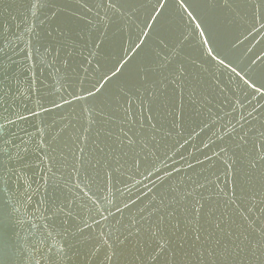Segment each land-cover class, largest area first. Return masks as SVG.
I'll return each mask as SVG.
<instances>
[{
  "label": "snow or ice",
  "instance_id": "1",
  "mask_svg": "<svg viewBox=\"0 0 264 264\" xmlns=\"http://www.w3.org/2000/svg\"><path fill=\"white\" fill-rule=\"evenodd\" d=\"M45 2L40 0V7ZM136 2L93 0L87 9L91 14L88 24L97 32L110 24L129 21L132 16L140 20L139 25L135 21L129 24L137 28L134 38L127 47L119 45L110 66L97 60L99 43L78 44L70 30L57 28L54 34L49 29L47 37L55 44V52L49 43L43 46L42 54L37 49L34 57L29 43L20 49L23 60L18 58L17 46L0 40V192L11 191L13 181H24L23 192L13 193L16 199L10 213L0 201V264H21L25 256L29 264H40L37 256L51 264H61L71 251V242L79 237L96 241L93 255L107 249L108 264L122 246L133 241L141 251L137 259L144 264L168 261L169 256L174 260L177 248L189 264H264V86L253 83L264 69V59L257 55L251 60L246 73L251 78H241L239 92L221 87L210 67L192 61L202 72L212 75L219 89L222 103L215 104V112L208 107L213 103L209 96L188 80L184 64L173 65L188 39L183 31L188 25L184 22L199 21L195 27L204 37L200 43L203 49L210 42L201 21L217 10L225 23L243 20L248 25L247 33L254 34V39H264V0H207L209 10L200 19L189 11L186 0H176L178 20L174 22L169 21L165 0H145L140 9L134 7ZM141 10L142 20L138 15ZM57 11H51L52 17ZM177 31L179 42L170 48L161 37ZM141 37H147V43ZM150 37H158L159 44L168 50V55L151 64L146 63L149 49L155 57L162 54L151 46ZM206 54L210 62L220 57L212 46ZM93 61L104 70L84 86ZM225 62L220 58L217 66L232 64ZM85 64L87 67H82ZM41 68L63 82L47 104L36 87ZM78 68L84 73L83 79ZM130 74L138 77L139 86H128ZM76 79L80 80L79 90L67 84ZM259 82L264 83V72ZM169 84L174 86L171 96L167 93ZM185 97L197 115L207 114L201 125L209 121L215 125L212 143L218 151L213 150L212 156L204 155L210 165L213 158L222 162L219 171L211 173L213 179L206 175L200 179L199 173L174 178V174L187 173L195 166L183 154V165L176 166L179 162L172 156H156L154 151L171 132L157 127L152 112L163 106L167 116H174L172 128H179ZM55 110H60L57 115L61 119L49 123L46 114ZM113 113H119L121 118ZM65 134L71 140V146L64 141L72 158L70 165L68 155L58 150ZM149 156L156 157L151 164L147 163ZM195 160L203 166L204 161L198 157ZM33 167L39 169L36 179L24 174ZM124 173L130 174L120 181L125 187H117L113 176ZM129 183L131 187H127ZM34 198L38 199L29 212ZM17 228L26 233L23 249L18 247Z\"/></svg>",
  "mask_w": 264,
  "mask_h": 264
},
{
  "label": "water",
  "instance_id": "2",
  "mask_svg": "<svg viewBox=\"0 0 264 264\" xmlns=\"http://www.w3.org/2000/svg\"><path fill=\"white\" fill-rule=\"evenodd\" d=\"M144 2L145 0H137L134 7L140 9L141 3ZM152 2H155V0H152ZM34 3L37 5L36 8H33ZM186 3L190 4L189 11H192L193 16L196 15L198 19H200L203 12L208 11L210 7L207 0H186ZM92 5L93 0H86V2L82 0L80 4L77 3V0H47L43 7H40V0H0V40H2L5 45L11 41L14 46H17L18 58L23 60L24 53L21 52L20 49L24 48L29 43L32 45L34 57L36 56L37 49L42 54L45 51L43 46L52 43L50 38L47 37L49 29H52L54 34L57 28L61 30H70L69 34L71 38L78 44H92L93 41L99 43L101 49L99 50L97 60H99L100 64L110 66L116 59L119 45L123 43V45L127 47L131 39L134 38V33L137 31V28L129 27V24L131 21H135V24L139 25L140 20H136L135 16H132L129 21L110 24L107 28L97 32L92 25L88 24V20L91 19V14L87 13V9L92 7ZM146 6H150V4ZM49 7L52 9H49ZM165 7L170 10L169 21H177L178 10L176 0H165ZM56 10H59L57 11V15L52 17L51 11ZM94 10L95 9H93V11ZM73 13H75V15H73ZM138 15L142 20L144 17L143 11H139ZM201 22V27H205V36L208 37L210 44L205 45L203 49L200 46L204 37L199 35L200 29L195 27L196 24L199 23L198 20L191 19L190 21H185L184 23L188 26L183 27V31L184 34L188 36V39L183 42L181 57H177L173 65L176 62L184 64L188 80L196 84L200 91L209 96L213 103L209 104L208 107L213 108L215 112L218 111L215 108V104L222 103L218 96L219 89L213 83L212 75L202 72L192 61L196 60L197 63H204L206 64L205 67H210L211 73L214 74L216 82L220 83L221 87H224L226 90L229 89V91L239 92L240 89L237 88V84H242L241 78H251L246 75L251 67L249 64L251 60L257 55L264 59V39L260 36H256L254 39V34L247 33L246 29L248 25L243 20L234 19L230 23H225L219 10H217L215 14L210 15L208 20H202ZM121 28L123 31L120 30ZM146 31H149V35H151L150 30ZM161 38L165 39V42L170 48L174 47L175 44L179 42V31L165 33ZM141 39H144L147 43V37H141ZM149 41L152 47L159 48L162 55L159 58L155 57L154 53L149 49L146 52V63H155L157 59H162L163 56L168 55V50L159 44L158 37H154L153 40L150 37ZM211 46L214 51H216V54L220 55L217 61L214 62H210V58L206 54V49ZM52 50L54 53V43H52ZM214 54L215 53H213V55ZM184 57L187 59H183ZM220 58L225 59V63L228 62L232 64L227 67L223 65L218 67L217 65ZM41 59H43L42 55ZM77 59L81 58L78 57ZM259 63L260 62H258V64ZM100 64L93 61L87 79L84 80V86H89L91 82H94L99 72L104 70L100 67ZM173 65H169V67L171 68ZM14 67L15 66H13V68ZM82 67H87V65L85 64ZM233 68L236 69L235 73L232 72ZM77 70L80 72V78L83 79L84 73L82 69L78 68ZM261 72H264V69H261ZM261 72H258L257 79L253 80V83H257L258 86H264V83L259 82ZM237 73H239L238 76ZM29 75H31V73ZM37 75L38 82L36 87L38 89V95L43 97L42 102L47 104L49 100L55 98L53 93L56 88H61V83L63 82H58V78L49 75L46 68L38 70ZM230 79L232 82H230ZM40 81H42V84ZM67 84H74L77 90L80 88L79 79L74 81L69 80ZM67 84H65V86H67ZM127 84L129 87L133 85L139 86L138 77L134 74H130ZM68 90L71 91L72 88L69 87ZM173 91L174 86L169 84L167 89L169 96H171ZM230 94L231 92H229V95ZM177 104H179L178 97ZM185 104L186 107L181 120L182 126L176 129L172 128L171 123L174 116H167V109L163 108V106H159L156 111L154 110L152 112L153 122L157 124V127L163 128L166 132H171V135L165 136L160 140L158 149L154 151L156 152V156L163 157L165 153H167L168 156H172L179 162L176 166L183 165L184 161L180 158V154H183V157L188 159L195 166L187 173L181 172L179 174H174V178H178L179 175L195 176L199 173L201 174L200 179H203L205 175L208 176L209 179H213L214 177H212L211 173L214 171L218 172L222 167V162L216 161L215 158H213L210 165V162L205 160L204 155L208 154L212 156L213 150L218 151V149H214L212 143L213 133L216 131L215 125H212L211 121H209L207 125H201L200 121L205 119L207 114L205 113L203 116L197 115L193 106L188 104L187 97H185ZM58 111L60 110H55L52 113L46 114L49 123L53 120L59 121L61 119V117L57 115ZM69 112H71V109H69ZM78 112L79 109L77 108L76 113ZM65 114L67 115V113ZM113 115L117 118H121L119 113H113ZM213 119H215V117H213ZM144 122L146 125L148 124L147 115L144 116ZM193 129H195V132H193ZM31 130L32 129L29 128V131ZM190 133L191 135H189ZM69 134L74 135V133H71V130H69ZM69 134H65L58 150L68 155V163L70 165L72 158L69 155V148L64 146V141H67L68 145L71 146ZM185 137L187 141H185ZM197 157L204 161L203 166L196 163L195 159ZM155 159V156H149L147 163L151 164ZM168 163L171 165L172 161L169 160ZM24 174L32 179H36L39 176V169L33 167L26 170ZM129 175V173H124L123 175L115 174L113 176V183H115L117 187H125L120 181L128 179ZM134 182L135 181H132L131 183ZM131 183H129L127 187H131ZM186 183L190 185L191 181H186ZM23 184V180L19 183L13 181L11 191L5 189L3 192H0V201L3 202L7 212H11V204L15 203L16 197L13 196V193L17 191L23 192L24 189L21 187ZM33 187H35V184H33ZM113 191H115V189H113ZM105 195L110 194L105 193ZM110 198L115 199V197L111 196ZM35 199L38 198H34L33 203L28 206L29 212H31L35 206ZM14 223L15 219H13V224ZM25 227H27V225H25ZM17 231L20 233L18 247L23 249V247L26 246L24 245V236L26 233L19 228H17ZM71 243V251L61 264H108V261L105 259V252L107 249H101L95 255L92 254L95 252V240L88 237H79ZM140 254V249L135 241H133L119 249V255L113 257L111 264H144L142 259H137V256ZM36 259L40 261V264H51V262L47 261L43 256H37ZM21 264H29L27 256L22 257ZM32 264H35V261H32ZM158 264H189V259L177 248L174 260L169 256L168 261L161 260Z\"/></svg>",
  "mask_w": 264,
  "mask_h": 264
}]
</instances>
